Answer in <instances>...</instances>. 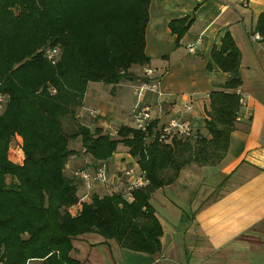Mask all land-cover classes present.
<instances>
[{
  "label": "trees",
  "instance_id": "1",
  "mask_svg": "<svg viewBox=\"0 0 264 264\" xmlns=\"http://www.w3.org/2000/svg\"><path fill=\"white\" fill-rule=\"evenodd\" d=\"M149 6L150 0H0V94L6 98L0 112V264H82L71 256L72 241L86 234L154 256L162 228L151 195L184 168L214 166L227 154L243 84L241 52L230 33L210 54L208 70L215 66L229 78L207 96L206 132L160 144L163 122L157 119L146 131L119 126L115 137L79 119L89 83L134 87L148 81L132 70L150 64ZM194 20L168 24L177 45ZM255 33L264 41V12ZM48 49L58 51L54 65L45 57ZM15 136L22 141L21 164L8 159ZM120 145L148 184L133 190L132 201L93 191L71 215L82 183L74 170L66 173L69 163L84 157L89 170L107 166Z\"/></svg>",
  "mask_w": 264,
  "mask_h": 264
},
{
  "label": "crops",
  "instance_id": "2",
  "mask_svg": "<svg viewBox=\"0 0 264 264\" xmlns=\"http://www.w3.org/2000/svg\"><path fill=\"white\" fill-rule=\"evenodd\" d=\"M263 12L264 0H150L145 53L158 92H146L137 101L134 91L129 98L131 82L105 88L89 83L79 119L89 125L94 122L113 136L119 126H134L137 107H148L153 119L165 122L190 105L188 119L195 130L206 132L207 96L229 78L215 66L208 70L210 54L227 33L242 57L240 114L220 163L190 165L174 183L151 195L149 203L162 228L158 254L134 253L112 240L86 234L72 241L73 258L82 264H106V254L111 264H264V41L255 33ZM186 17L195 20L177 45L168 24ZM191 46L194 53L188 51ZM116 153L107 162V190L95 184L94 192L121 190L116 175L132 166V160L128 154ZM122 159L127 160L126 166ZM97 245L106 251L98 253ZM123 250L131 254L130 259L123 257Z\"/></svg>",
  "mask_w": 264,
  "mask_h": 264
},
{
  "label": "built area",
  "instance_id": "3",
  "mask_svg": "<svg viewBox=\"0 0 264 264\" xmlns=\"http://www.w3.org/2000/svg\"><path fill=\"white\" fill-rule=\"evenodd\" d=\"M260 39V36L257 35ZM190 53L195 52V47L191 46L188 48ZM45 57L47 60L54 65L57 62L58 51L56 49H48L45 51ZM143 76L148 81L138 84L133 87L134 95L137 101H140L146 92L157 93L158 92V81L154 76V71L151 68H145L143 70ZM6 98L0 94V112L5 106ZM243 100L241 99V103ZM192 111V107L187 105L184 110L174 115H171L165 122L159 125L158 135L156 137L158 143L168 144L173 139H183L185 137H190L194 134L195 129L192 125L190 119H188V114ZM153 121L150 109L148 107H137L133 113V123L136 129L141 131H146L149 124ZM18 151L22 156H20V162L12 161L16 164H21L23 162L24 156L22 152V141L19 137L15 136L13 145L10 147V151ZM74 177L78 178L81 183V192L79 194V200L74 207H81L83 203H88L91 194L94 190L95 184H100L102 186H107L109 183V173L108 167L105 164L96 166L92 170H79L73 173ZM118 179L121 190H110L106 191L109 194L116 193L121 194L127 201H132V192L145 187L148 184L145 176L140 172V170L135 166H129L122 170L120 174L116 175ZM78 209V211H79Z\"/></svg>",
  "mask_w": 264,
  "mask_h": 264
},
{
  "label": "rangeland",
  "instance_id": "4",
  "mask_svg": "<svg viewBox=\"0 0 264 264\" xmlns=\"http://www.w3.org/2000/svg\"><path fill=\"white\" fill-rule=\"evenodd\" d=\"M143 70L144 69H142V70H140V72H138L137 74L139 75V79H142V77H143ZM136 74V75H137ZM101 87H104L105 88V86L104 85H102L101 84ZM128 91H130L129 92V94H131V91H133V88L131 89V88H129L128 89ZM131 97H132V94H131V96H129V98L131 99ZM133 100H135L136 101V99H135V97L133 98ZM130 102H131V100H129ZM92 124H94V122H92ZM92 128H93V126H91ZM111 131L110 130H108L107 131V133H110ZM113 133V132H112ZM112 137H115V134H113V136ZM71 146L72 147H74V149L76 148V149H79V143L78 142H74L73 144H71ZM118 152L116 153V154H118V156L119 155H122V156H124L123 154H128V153H126L127 152V149L126 148H124L123 146H119V148H118V150H117ZM20 156H22L18 151H10V149L8 150V159L10 160V161H15V162H20ZM121 162H122V164H124V166H126V162H127V160L126 159H122L121 160ZM88 163H90V162H88V160H86L84 157H76L74 160H72V162L71 163H69V165H68V167L66 168V170H67V174L70 172H72V170H74V172L75 171H79V170H81V169H86V170H89V168H88ZM83 167V168H82ZM115 170L113 169V168H111V173H113V174H111V175H114L115 174V172H114ZM121 171V170H120ZM120 174V172L118 173V175ZM108 185V184H107ZM103 188H105L106 190H107V188L105 187V186H103ZM78 209H79V207H72L71 209H69V212H70V214L71 215H75V214H77L78 213ZM95 235H97V234H95ZM99 236V235H98ZM99 237H101V236H99ZM104 241H106L105 239H104ZM112 243H115L114 241L112 242ZM102 248H101V246H98L97 245V252L99 253V252H104V251H106V250H101ZM124 251V250H123ZM118 254H119V252H117ZM129 252L128 251H124V252H121V254L123 255V257L125 256V258L126 259H130V255L131 254H128ZM104 257H106L107 256V260L105 261V263L106 264H111L110 263V260H109V258H108V255L106 254V256H105V254H102ZM122 258V257H121Z\"/></svg>",
  "mask_w": 264,
  "mask_h": 264
}]
</instances>
